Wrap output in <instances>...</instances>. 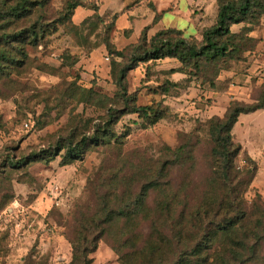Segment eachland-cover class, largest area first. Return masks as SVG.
<instances>
[{"label": "rangeland", "instance_id": "1", "mask_svg": "<svg viewBox=\"0 0 264 264\" xmlns=\"http://www.w3.org/2000/svg\"><path fill=\"white\" fill-rule=\"evenodd\" d=\"M15 1L0 0V264H72L76 219L96 211L95 219L114 213L120 221L106 226L89 264H125L133 253L136 264H149L148 240L163 235L169 239L162 241L163 258L155 264H173L182 256L188 264H264V68L250 70L245 80L230 78L226 57L206 61L191 76L180 74L177 59L165 58L140 62L119 85L121 66L110 50L112 43L124 48L117 45L113 16L101 11L103 0H80L76 27L69 0H49L20 18L7 13ZM263 2L250 16L257 43L264 41ZM42 17L51 28L39 45L27 39L8 43ZM20 47L26 54H19ZM10 55L22 65L11 64ZM126 56L131 58L132 47ZM128 97L139 106L160 107L161 119L151 125L152 118L127 112L95 144L90 137L111 108L121 115ZM238 104L263 107L240 114L234 125L229 153L235 165L224 182L223 169L215 175L226 156L215 120ZM71 149L80 156L67 157ZM9 157L15 160L11 165ZM151 181L179 192L170 217L155 213L159 197L153 189L139 212L130 214ZM123 207L132 227L121 231L128 219L120 214ZM239 219L227 230L218 226ZM129 238L136 244L116 242Z\"/></svg>", "mask_w": 264, "mask_h": 264}, {"label": "trees", "instance_id": "2", "mask_svg": "<svg viewBox=\"0 0 264 264\" xmlns=\"http://www.w3.org/2000/svg\"><path fill=\"white\" fill-rule=\"evenodd\" d=\"M6 2H8V0H4V3ZM258 2H260V0H219V10L216 23L213 26L204 29L201 38H197L194 35L188 36L183 31L174 28L161 30L154 36L149 37L147 34V30L145 29L136 44H132L122 50L114 47L115 44L112 43L110 53L114 56L113 58L115 60V65L117 67L118 65L119 67L121 66L120 68L118 67L119 72L117 79L119 85L126 80L128 72L131 69L137 67L140 62H157L158 60H162L165 58L177 59L178 62L182 64L180 72L186 75L189 74L191 76L198 75V71L203 69L202 64L206 61L215 63L220 58H224V60H227L226 57H230V61L232 62V68H230V70H234L236 65L247 60V53H254L256 44L254 38L250 36L249 33L243 30L235 32L232 30V27L237 24H243L250 28L252 24L250 16L252 14L254 6ZM48 3L49 0H16L14 3L10 4V7L7 9V13L17 18L23 16L29 17L33 15L36 9H43ZM81 5L82 4L80 0H69L67 3V10L69 12V16H71V23L74 25V27L78 26L74 23V16L77 8ZM261 8H264V2L262 3ZM96 11L99 12V9L97 8ZM105 14L113 16V27L115 28L116 20L119 14ZM49 28H51L50 22H45L44 17H42L36 22L31 23L23 31H17V33H14L12 35L13 37L8 41V43L13 46L14 43L22 41L25 42V40L27 39L30 44L37 46L41 41L45 39ZM245 44H248L249 47H246ZM129 47H132V56L130 59L126 56V51ZM21 51L22 53L19 54H26L23 48H21ZM117 57L121 58V60ZM7 59L11 62V64L15 65V67H19L22 65V61L19 60L16 55H10L7 57ZM126 60H129L130 63L126 64ZM222 71L225 72V70ZM89 90L90 93H93L95 91L92 87ZM125 96H127V91H125ZM262 107L263 105L251 107L238 104L228 111L225 118H218L217 120H215V123H218L215 124L214 128L216 137H219V140L217 141L219 144H222L221 149L225 150L226 152V156H223V160L221 161V166H217L216 168L217 171L215 172V175L217 176L218 174L219 176L220 173H222L223 169L224 171L221 175L222 177H224V182L229 181V176L231 173H233V168L235 165L234 159L229 153V146H234L231 139V131L234 125L237 123L240 114L253 112ZM121 110V115L119 116L116 115L119 111H115L113 110V108L109 110L108 120L104 123L103 127L99 126L93 136L90 137V139H92L95 144H98L97 142H99L100 140L99 134L101 132H106L105 130L109 128L110 129L107 130V134H111V132H114V127L111 128V126L118 124L121 116L125 115L127 112L137 114L138 117L142 119L152 118V123H150L151 125L158 122L163 114V110L160 107L156 108L153 105L139 106L136 103V99H133L131 97L126 98L125 105ZM26 125L29 126V124ZM94 138L96 139L94 140ZM215 149L216 148H214V151H216ZM79 154L80 152L77 149H71L69 150L67 157L74 159L79 157ZM9 158L10 160L8 161V165H11L15 160L11 157ZM152 189L158 191L159 197L158 206L155 210V213L160 214L159 216H161V219L163 216L170 217L173 214L171 211L172 206L170 205V202L172 201L173 195L179 197V192H174L168 190L165 187H161L158 181H151V183L143 186V188L141 189V193L139 194L137 199H135L137 207L136 211H131V215H135L136 212H139V209L148 200V197L151 196L152 191L150 190ZM222 201L224 202L225 199H223ZM126 208L130 210L129 206ZM126 208L123 207L120 210L121 215L124 214L128 217L127 221H125V223L123 224L121 231L124 228L125 230H128L132 227V216H130L129 213H124ZM199 213L200 210L196 211V213L194 214L195 220L199 221V218H196ZM210 213L211 212L205 213V215ZM97 215L98 211H96L94 216ZM113 215L114 213L108 214V217L106 219H95L94 216L88 217L82 214L76 219V234L71 239L74 247V260L72 264L77 261L83 262L84 264L90 263L89 256L91 253L95 252L98 249V242L103 238L104 234L107 231L106 226H113L115 223H118L120 221L117 217L114 218ZM182 216L185 215L182 214ZM239 222L240 219L238 221L231 220L228 225H222V223H220L218 226H222L223 230H227V226H229V228L235 227L238 226ZM178 225L182 226L181 223H179ZM153 226H156V223H154ZM184 230L185 227L181 228L179 235H176V238L178 237V240L182 238ZM166 239L169 238H167L166 235H163L161 239H157L154 241L150 239L148 240L149 253L147 254V257L150 259L149 264H155V261L161 260L163 258L162 241H165ZM116 242L121 243V245L127 246L132 244L135 245L137 241L129 238L127 240H116ZM114 248L117 250L118 247L115 246ZM181 258L182 260L179 259L173 264H188L187 258H185L184 256H182ZM125 260V264H136V253H133L129 261L127 257L125 258ZM237 264H244V261L242 260Z\"/></svg>", "mask_w": 264, "mask_h": 264}, {"label": "crops", "instance_id": "3", "mask_svg": "<svg viewBox=\"0 0 264 264\" xmlns=\"http://www.w3.org/2000/svg\"><path fill=\"white\" fill-rule=\"evenodd\" d=\"M79 10L75 13V20ZM218 10L219 0H103L101 9L103 13L119 14L115 31L117 40L121 41L117 45L123 48L136 44L145 29L149 37L161 30L174 28L188 36L201 38L203 30L216 23ZM92 12L89 11L85 17ZM237 26L234 25L232 30L237 32L245 28V32L254 38L252 28ZM255 44L256 52L247 53V60L236 65L229 77L245 80L250 70L254 72L257 67L264 68V41H255ZM178 66H181L180 62Z\"/></svg>", "mask_w": 264, "mask_h": 264}]
</instances>
